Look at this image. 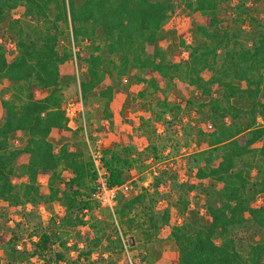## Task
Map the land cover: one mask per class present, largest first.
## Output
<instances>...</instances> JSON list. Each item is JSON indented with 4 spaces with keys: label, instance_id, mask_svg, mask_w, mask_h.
<instances>
[{
    "label": "trees",
    "instance_id": "1",
    "mask_svg": "<svg viewBox=\"0 0 264 264\" xmlns=\"http://www.w3.org/2000/svg\"><path fill=\"white\" fill-rule=\"evenodd\" d=\"M248 1L0 0V23L16 12L27 21L25 27L16 18L8 22L9 29L15 30L16 48L11 60L0 43V81L14 88L13 98L1 99L0 201L11 211L26 203L39 207L53 200H60L64 208L58 219L51 220L56 229L52 233L42 230L30 248L19 246L15 234L8 239L0 236L3 264H26L31 257L39 258L41 264H101L102 256L94 260L92 252L103 239L107 249L114 244L113 233L106 231L111 224L104 220L89 223L92 235L81 248L76 242L67 245L64 239L69 227L87 223L80 213L92 208L88 199L95 176L93 162L84 160L83 151L72 143V136L82 128H70L60 108L65 66H73L74 59L86 66L87 77L79 84L83 99L107 76L129 73L136 75L137 82L145 83L138 92L140 97L164 92L163 87L177 79L208 98L199 106L207 108L213 129L198 152L203 165L195 171L199 181L219 183L205 208L208 219H198L197 211L188 210V200L181 197L170 200V205L183 214L176 222L168 206L162 212L154 210L157 202L151 196L148 199L149 189L143 188L130 197L121 192L117 195L114 213L125 228L123 233L136 231L151 241L160 228L167 227L177 248V255L167 264H264V204H252L257 194L264 195V23L251 16ZM177 2L199 12L204 22L194 27L196 44L185 46L180 38L188 49L187 57L171 61L157 42ZM246 18L254 32L243 42ZM37 89L49 92L37 97ZM214 90L220 92L218 97L213 96ZM112 93L111 84L98 92L105 98L103 112L109 125L114 121L109 109ZM238 100H244L243 107ZM158 105L156 121L171 110L165 99ZM54 131L65 138L58 146L50 139ZM15 136L24 137L22 147L12 146ZM145 148L155 159L159 157L154 142ZM130 149L128 146L125 153ZM22 155L26 179L16 185L15 163ZM124 157L116 154L110 160L101 159V168L112 185L129 179L127 168L131 164ZM253 168L255 176L251 175ZM64 171H70L69 178H64ZM40 176L46 178L45 193L40 190ZM162 182L158 176L154 188ZM194 188L195 184L187 185L189 191ZM246 234L258 239L251 242ZM56 240L60 250H51L50 244ZM71 251L75 254L68 256Z\"/></svg>",
    "mask_w": 264,
    "mask_h": 264
},
{
    "label": "rangeland",
    "instance_id": "2",
    "mask_svg": "<svg viewBox=\"0 0 264 264\" xmlns=\"http://www.w3.org/2000/svg\"><path fill=\"white\" fill-rule=\"evenodd\" d=\"M246 5L251 16L264 23L263 1L249 0ZM11 18L19 19V25L23 27L27 25V21L18 12L10 16L8 21L0 23V43L5 45L9 60L13 58L16 48L15 30L8 27ZM246 20V23L242 25L244 32L241 40L243 42L248 40L254 32V28L249 25V20L247 18ZM203 22L204 17L199 12L190 11L183 3L177 2L175 12L162 27L161 33L163 32L164 35L157 42V46L166 53L168 60L174 61L187 57L188 49L185 46L196 44L197 39L193 35V30L197 24ZM180 38L184 39L185 46L180 43ZM86 72V66L79 64L75 59L73 66H65V74H67L64 75L66 78L59 91L60 108L68 101L81 96L79 84L80 80L86 79ZM135 77L136 75L131 73L123 77L107 76L87 99L81 97L84 114L83 119L76 118V125L82 129L72 136L73 146L83 151L84 160L92 161L91 150L100 151L102 158L104 156L106 160H110L111 156L116 154H120L122 158L127 156L128 163L131 164L127 168L128 180L132 182L133 190L127 196L123 195L124 197H130L133 193H139L143 188H148L147 198L151 196V200L157 202L154 210L162 212L164 207L168 206L171 218L176 222H180L183 214L170 205V200L184 197L189 202L188 210L197 211V218L205 221L208 219L206 205L213 200L214 191L219 187L218 182L210 179L199 181L195 177L196 169L204 162L198 152L201 150V145L209 139L210 131L213 129L207 108L199 106L208 98L201 96L198 91L191 90L177 79L164 86V92L157 91L140 97L138 92L145 87V83L137 82ZM106 84H111L113 87L112 100L109 105L114 120L111 125L107 123L103 112L105 98L98 95L99 90L104 89ZM48 92L49 89H37L35 95L42 97ZM13 94V86L9 82L0 81V124L2 122L1 99H11ZM219 94V91L214 90V97H218ZM163 99L171 106V110H166L162 118L156 121L157 112L160 111L158 102ZM237 104L243 107L245 102L238 100ZM83 120L84 127H82ZM258 121L260 122L259 119ZM50 139L55 146H58L59 140L62 141L65 138L59 131H54ZM14 140L12 141L13 147L20 148L24 145L23 136H15ZM151 141L158 146L159 157L156 159L145 148ZM128 146L131 149L125 153ZM104 150H107V153H103ZM22 158L23 155L15 163L13 182L16 185L26 179ZM255 173L256 168H253L251 175L255 176ZM63 176L66 179L69 178L70 171H64ZM158 176H162L163 182L155 189L153 182ZM38 180L40 190L45 193L46 178L40 176ZM188 184H195L196 188L189 191L187 190ZM88 200L92 208H85L80 213L87 223L67 229L68 234L64 236L68 242L67 245L76 242L81 248L85 240L92 235L89 223L104 220L111 224L106 231L113 233L114 244L107 249V241L103 239L98 248L92 252L91 258L94 260L102 256L101 264L107 261L113 264H126L125 261H128V264H167L168 259L177 255V248L169 237L167 227L160 228L151 241L136 231H130L125 235L123 233L125 228L120 226L118 217L114 213L116 207L111 211L100 206L92 198ZM252 204L263 205L264 195L257 194ZM63 209L60 200H53L39 207L26 203L24 206L17 207L15 211H11L5 202L0 201V236L8 239L15 234L19 240V246L25 245L30 248L42 230L52 233L56 229L52 226L51 220L54 217L58 219L63 214ZM239 234L241 235L242 232ZM117 236L120 241L117 240ZM246 238L251 242L258 239L257 236L251 237L247 234ZM50 248L60 250L58 240L50 244ZM74 254L71 251L68 256ZM4 259V252L0 251V264H3ZM88 262L84 261L83 264H88ZM26 264H41V260L31 257Z\"/></svg>",
    "mask_w": 264,
    "mask_h": 264
},
{
    "label": "built area",
    "instance_id": "3",
    "mask_svg": "<svg viewBox=\"0 0 264 264\" xmlns=\"http://www.w3.org/2000/svg\"><path fill=\"white\" fill-rule=\"evenodd\" d=\"M68 120V126L72 129L78 128L76 118L83 119V102L81 96L70 100L61 108ZM79 119V120H81ZM84 127V120L82 121ZM17 142V140H15ZM93 171L95 172L92 182V199L100 206L111 211L117 205V195L119 192L127 196L133 190V184L130 180L125 181L121 185H112L109 181L108 174L105 169L101 168L102 154L98 150H91Z\"/></svg>",
    "mask_w": 264,
    "mask_h": 264
},
{
    "label": "crops",
    "instance_id": "4",
    "mask_svg": "<svg viewBox=\"0 0 264 264\" xmlns=\"http://www.w3.org/2000/svg\"><path fill=\"white\" fill-rule=\"evenodd\" d=\"M57 140V139H56ZM61 143V140H59V143L58 144H60Z\"/></svg>",
    "mask_w": 264,
    "mask_h": 264
}]
</instances>
